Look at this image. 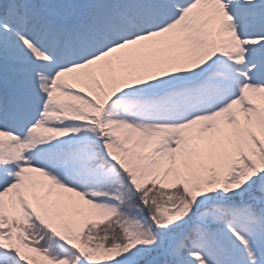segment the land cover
I'll use <instances>...</instances> for the list:
<instances>
[{
  "label": "snow or ice",
  "instance_id": "snow-or-ice-1",
  "mask_svg": "<svg viewBox=\"0 0 264 264\" xmlns=\"http://www.w3.org/2000/svg\"><path fill=\"white\" fill-rule=\"evenodd\" d=\"M0 264H264V0H0Z\"/></svg>",
  "mask_w": 264,
  "mask_h": 264
},
{
  "label": "rangeland",
  "instance_id": "rangeland-1",
  "mask_svg": "<svg viewBox=\"0 0 264 264\" xmlns=\"http://www.w3.org/2000/svg\"><path fill=\"white\" fill-rule=\"evenodd\" d=\"M55 3H61V4H66V5H77L80 3H83L84 0H53ZM71 8L65 9V11H70Z\"/></svg>",
  "mask_w": 264,
  "mask_h": 264
},
{
  "label": "bare ground",
  "instance_id": "bare-ground-1",
  "mask_svg": "<svg viewBox=\"0 0 264 264\" xmlns=\"http://www.w3.org/2000/svg\"><path fill=\"white\" fill-rule=\"evenodd\" d=\"M73 9H70V11H72Z\"/></svg>",
  "mask_w": 264,
  "mask_h": 264
}]
</instances>
